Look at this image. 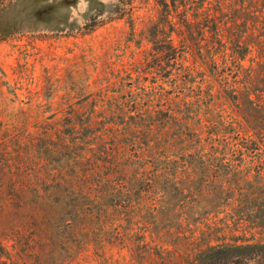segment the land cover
Instances as JSON below:
<instances>
[{
	"label": "rangeland",
	"instance_id": "rangeland-1",
	"mask_svg": "<svg viewBox=\"0 0 264 264\" xmlns=\"http://www.w3.org/2000/svg\"><path fill=\"white\" fill-rule=\"evenodd\" d=\"M252 203L264 0H0L1 264H196L264 244Z\"/></svg>",
	"mask_w": 264,
	"mask_h": 264
},
{
	"label": "trees",
	"instance_id": "trees-1",
	"mask_svg": "<svg viewBox=\"0 0 264 264\" xmlns=\"http://www.w3.org/2000/svg\"><path fill=\"white\" fill-rule=\"evenodd\" d=\"M220 154H222V156L225 154V144L222 147ZM213 160H214V163L211 165L213 168V171L219 172V175H217L215 178H219L220 181L224 182L227 178V171L223 167V165L220 162H218L216 156L213 157ZM190 169L191 171L188 174V177L186 178L187 181H192L193 179L195 180L197 175H203L204 173L208 171V169H205V172L201 173V171H198L199 169L198 167H195L194 169H192L191 166H190ZM233 170L234 169H231L229 171H232L233 176L237 175L238 173ZM74 178H75V175H72V179ZM6 182H8V180H6ZM9 186L11 187V184ZM17 199H19L21 203L20 208H23L26 205L30 206L33 202L32 199L30 200L29 194H25V193H21L20 195H18ZM38 199L40 200V208H41L40 211L43 213H46L47 212L46 205L48 204L51 206V203L48 202L49 196L48 195L39 196ZM63 206L64 207L68 206V208L70 207L72 208V204L68 205L67 203H63ZM77 208L78 207L75 206V209ZM233 212L244 215L248 218L254 217L255 219H253V221L254 222L256 221L255 223L258 226L264 227V203L261 205L256 204V203L239 204L233 208ZM64 213H67V211H64ZM41 235L45 236L46 240H49V241L51 239L53 240L52 237L54 236V234L49 233L48 230L41 233ZM3 244H4V241L0 240V258L3 255H8V256L10 255L8 251L9 250L8 245L7 244L3 245ZM49 244L51 243H48V245ZM12 247L17 250V246L15 245L14 242L12 244ZM263 257H264V244L254 242V243H246V244H238V245L236 244L212 245V246H209L204 251H202L200 254H197V256L195 257V260L197 261L196 264H263ZM2 263L7 264L6 262H2ZM0 264H1V260H0Z\"/></svg>",
	"mask_w": 264,
	"mask_h": 264
}]
</instances>
